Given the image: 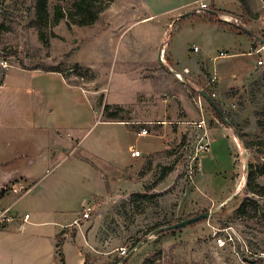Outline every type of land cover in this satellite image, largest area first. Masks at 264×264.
<instances>
[{
    "label": "rangeland",
    "instance_id": "rangeland-1",
    "mask_svg": "<svg viewBox=\"0 0 264 264\" xmlns=\"http://www.w3.org/2000/svg\"><path fill=\"white\" fill-rule=\"evenodd\" d=\"M72 1L47 0V13L40 20L35 0H0V127L8 128L0 133V142L9 145L6 156L27 148L29 159L45 158L30 175L42 177L46 184L62 169L61 164L58 169L53 166L58 155L51 159V143L37 150L36 131L15 121L16 114H23L17 115L21 121L32 113L36 123L62 128L65 138L73 141L70 148L78 142L63 163L71 192L90 187V172H117V187L113 184L109 194L89 202L93 211L89 219L80 221L83 231L76 234L73 227L66 229L71 239L62 240L55 264H264V189L261 194L251 193L247 183L249 167L264 162V67L250 65L259 55L245 54L249 35L228 30L219 40L210 26L196 24L194 18L179 21L174 17L172 22L178 21L173 30L172 25H141L130 36L115 35L117 29L105 36L110 30L112 2L91 25L77 26L66 17L53 23L56 6L66 11ZM218 1L225 8L241 9L238 0ZM248 3L259 9V0ZM232 14L244 27L239 19L246 21L243 11ZM191 20L196 24L193 32ZM160 37L162 45L169 44L179 57L184 56L182 61H187L185 48L197 45L200 52L192 53L200 57L205 53L204 63L179 77L169 65L166 69L156 63L139 68L133 67L138 63L125 62L127 67L123 66L131 40L146 49L149 40L155 43ZM219 50L228 56L212 62ZM48 69L59 70L70 87ZM121 72L133 77L135 89L129 76ZM201 89L215 94L212 98L237 132L240 152L235 143L218 134L220 151L203 162L205 154L197 145L208 140L206 128L222 122L199 95ZM105 105L108 108L101 116ZM109 112L134 125L102 123L101 119H110ZM142 127L148 134L136 139L133 131ZM129 145L142 153L122 169L123 158H129ZM12 163L16 165L17 159ZM26 166L15 167L26 174ZM234 180L240 187L231 198ZM33 181L23 180V190ZM256 182L264 187V175ZM9 183L0 182L10 191ZM15 188L10 201L23 192L19 185ZM244 198L255 199L257 208L238 216L235 211ZM220 204L224 205L218 208ZM209 210L212 213L207 218L152 234L179 218ZM120 247L126 248L124 255L119 254Z\"/></svg>",
    "mask_w": 264,
    "mask_h": 264
},
{
    "label": "crops",
    "instance_id": "crops-1",
    "mask_svg": "<svg viewBox=\"0 0 264 264\" xmlns=\"http://www.w3.org/2000/svg\"><path fill=\"white\" fill-rule=\"evenodd\" d=\"M202 2L207 5L206 12L195 13L194 8ZM112 5L113 10L108 15L110 16L108 20L111 22V25L109 26L107 23L110 27V30L106 32L107 34H105V36H111L115 32L114 29L119 31L118 33H114L115 35L121 34L122 36H130L131 30L136 27H140L141 25L146 27H153L156 26V24H160L161 26L163 25V27L165 25L166 27H170L172 25L171 29L173 30L176 21H183L184 18L190 17L192 19L194 18L196 24L203 23L205 26H210V28L214 31L213 36L215 39L218 37L219 40H221L222 35L220 34H223L228 30L230 32L231 30H234L237 33L248 34L249 37H246L245 39L249 44V47L245 54L247 56L258 54L259 58H264V38L262 37L264 31L261 30L264 29V3L262 0H259V9L250 7L251 11L257 14L256 17H250L251 19H247L249 16L245 14L246 21L243 18L238 17L243 22L244 27L237 23L225 21L222 18V16H231L235 18L232 12L237 13V15H241L243 11L242 8H225L221 3H219L218 0H120L118 3L115 0L112 1ZM212 7L218 11L217 17L220 19V21L212 20L206 14L209 13V10ZM101 15L102 14H100V16L98 15L97 20L99 17H101ZM174 17L178 20L172 22ZM97 20L95 22H97ZM190 24L191 32H193L195 30L194 28L196 24L194 25L192 20L190 21ZM257 30H260V33H258ZM165 33L166 32L164 30L162 34L165 35ZM131 41L127 46V56L123 57L121 62L125 67H127V64L124 65L125 62L138 63L132 66H137L139 68H147L156 63L163 65L164 69H166L167 65H169V70L175 72L176 74H182L187 73L189 69H197L199 64L204 63L203 60L206 58L205 53H202L201 57L193 55L192 51L195 54L200 52V48L194 44L192 47L185 48L184 52L187 61H182L184 56L182 58L179 57L176 50L170 47L169 44L162 45V43H164V39H161V37L154 41L155 43H153L152 40H149V46H146V49L138 46L135 40ZM132 43L136 46H132ZM194 46L197 47L196 51L193 50ZM162 50L165 62L160 60V54ZM148 51L152 52L151 55H148ZM221 51L223 50H219L217 55L212 57V62H217L218 59L228 56L227 51H225L226 56H219ZM237 54L241 53H233V55ZM257 60H251L250 65H257ZM132 66L130 65L129 67ZM52 73L57 75L65 86L70 87V85L65 82L60 73ZM124 74L128 75V72ZM128 76L131 79V84L135 89L137 84L134 82V79L130 74ZM161 82L162 81L159 83ZM100 113L101 116H103L104 110L100 109ZM110 113L113 112H109L108 116ZM31 114L32 113L28 115L30 118L26 120L21 119V121L19 116L22 117L23 114H16L17 119L15 121L17 123L25 122L26 125L30 127V129L36 131L37 135L35 138V146H38L37 150H42L45 148L46 144L49 142L51 143V148L53 149L51 159L58 155V159L55 161L56 163L53 166H57L56 169H58L61 164L62 169L60 172L56 173L53 179L47 184L42 183V177H37L34 179V175H30L32 174L30 172L37 170L42 165L45 158L29 159V151L27 148L25 150H21L17 154L13 153L12 157H7L6 152L9 150V145L0 142V182L10 181L9 187L11 188L9 191L7 187H3L4 185L2 186V184H0V193L5 190L4 194L0 197V203H2L1 205L3 206H10L11 210L14 208V215L16 216V218L10 223L0 226V264H55L54 258L58 253L56 247L58 239L64 240V242L71 239L68 232H66V229L73 227L76 229V234L79 231H83L80 221H85L87 219L82 218V209L80 210V208H83V205L86 203L90 204L89 202L92 201L95 196L105 197L107 194H109L108 189L112 190L113 188H116V184L118 183L116 175L117 172L113 173L112 171L99 169L95 170L97 171L96 173L90 172L92 174L91 180L87 182V184L91 182L90 187H81L80 190L77 188L79 192H71V190L67 188L69 185V180L66 176V168L65 166L63 167V163H65V161L68 159V155L72 152L74 146L78 145V142H76L75 145H72L71 149L70 146L71 143L73 144V141L65 138L64 130L62 128H59L58 125L46 127L41 123L38 124L35 122L34 115ZM108 118L110 119H106L107 121L101 119V122L105 123L106 125H134L133 123H130L120 117L113 118L109 116ZM131 128L133 129V126H131ZM3 129L6 131L8 130V128L5 126H1L0 133L3 132ZM142 129L145 128H140V130ZM140 130L138 129L133 131L135 132L136 139L143 136L146 137L145 135L148 134L147 130L145 129L146 134L139 135L138 133ZM204 132V135L209 142V150L204 152L205 156L202 159L203 162L211 161L210 158L220 151L219 149L221 148V145L218 143V140H216V138H218V134L222 137L230 139V142L235 143L240 152L241 147L240 143L238 142L239 139H237L235 135L236 132L234 128L230 126V122L229 124L222 123L215 125L214 127L206 128ZM130 148H136L140 150L138 147H134V145L128 146L129 160L123 158L124 165H121L123 167L122 169H125L127 166H129L132 160L136 158L130 155ZM148 148L149 140L145 149ZM141 151L142 150H140V155L142 153ZM51 152L52 151H50V153ZM15 158L17 159L16 165H27L25 167L26 174L21 172L22 169H19L24 167L19 166L17 169L15 167L16 165H14L15 163L10 164V162ZM234 159L235 157L232 158L233 163ZM24 160H28V162L23 163ZM126 160L128 161L126 162ZM76 162H80V160H76ZM116 164H119V162H116ZM200 168L202 172V163L200 164ZM15 173H18V175L14 176ZM95 175L101 178V182L98 181L97 177L95 178ZM36 176L39 175L36 174L35 177ZM23 180L26 183H28L30 180L34 181L29 184L27 189L24 188L22 194H20L19 197H16L13 201H10L12 187L16 185L26 186L22 184ZM109 180L111 182L107 186V182ZM112 180H114V182ZM233 183L234 185L231 193L233 192L234 194L239 188V183L235 180ZM113 184L114 187L112 188ZM37 189L40 190L36 191ZM12 193L14 192L12 191ZM75 213L76 215H74ZM24 214H28V219L26 221L22 219ZM79 255L80 262L82 254L79 253Z\"/></svg>",
    "mask_w": 264,
    "mask_h": 264
},
{
    "label": "trees",
    "instance_id": "trees-1",
    "mask_svg": "<svg viewBox=\"0 0 264 264\" xmlns=\"http://www.w3.org/2000/svg\"><path fill=\"white\" fill-rule=\"evenodd\" d=\"M238 1L241 5V8H242L244 14H247L249 17H256L257 16L256 13H253L251 11L248 0H238ZM262 1L264 3V0H262ZM46 2H47V0H35L36 15H37L38 19H40V20L43 19L45 17V14L47 13ZM111 2H112V0H73L70 7L66 11H63L61 8H58L56 6L55 16L53 15L52 22L56 23L59 19L66 17L71 23H73L74 25H77V26L91 25L97 20L99 13L106 7L107 4H109ZM206 14L208 15V17L210 19L220 21V19L217 17L218 11L215 8L212 7L209 10V13H206ZM47 71L59 72V70H55V69L54 70L48 69ZM204 90L207 91V89H204ZM199 95L203 96L200 92H199ZM107 108H108V106L105 105L104 111ZM212 110L214 111L216 118L220 122L224 123L221 120L220 116L216 113V111L213 108H212ZM109 116L116 118V115L110 114ZM230 126H232L231 123H230ZM237 135L240 138H242L241 134H237ZM247 145H248L247 147H249L251 144H247ZM262 175H264V162L262 163L261 166H258L256 168L249 167L248 176H247V183L249 186L248 189L251 193L261 194V190L264 189V187L259 185L256 182V180L259 176H262ZM162 177L163 176H161V178ZM161 178H158L156 180L155 184H157L161 180ZM4 191L2 193H0V197L4 194ZM256 208H257V203H256L255 199L244 198L241 201V203L239 204V207L236 209L235 213L238 216H244L249 212L250 209L256 210ZM197 214H198V212L191 214L188 217L194 216ZM181 220H183V219L179 218L176 220V222L181 221ZM61 242H62V240L58 239L57 244H56L58 254L61 253L60 252ZM61 262L63 263V259H61ZM82 264H87V263L84 262Z\"/></svg>",
    "mask_w": 264,
    "mask_h": 264
},
{
    "label": "built area",
    "instance_id": "built-area-1",
    "mask_svg": "<svg viewBox=\"0 0 264 264\" xmlns=\"http://www.w3.org/2000/svg\"><path fill=\"white\" fill-rule=\"evenodd\" d=\"M206 9H207V5L202 2V3H199L195 8H194V12L195 13H204L206 12ZM222 18L225 20V21H228V22H234V23H237L238 24V20L236 18H233V17H228V16H222ZM193 50L196 51L197 50V47L194 46L193 47ZM219 56H226V53L221 51L219 53ZM160 60L162 62H165L164 60V54H163V50L161 51V54H160ZM257 65L258 66H263L264 67V58H259L257 60ZM178 77L180 74H176ZM215 94L214 93H211V97H214ZM139 135L141 134H146V130L145 129H142L140 130V132L138 133ZM197 150L200 151V152H206L209 150V142L208 141H203L202 143H199L197 145ZM130 155L132 157H137L140 155V150L138 149H135V148H130ZM20 186V190H23V186L22 185H19ZM240 187V186H239ZM12 191L14 193H16L17 189L14 187H12ZM92 211H93V207L90 205V204H84L83 205V208H82V213H81V216L83 219H89L91 214H92ZM16 216L11 212V208L10 206H3L0 204V226H4L8 223H10L13 219H15ZM24 221H26L28 219V214H24L23 215V218H22ZM118 251H119V254L120 255H124L126 253V248L125 247H120L118 248Z\"/></svg>",
    "mask_w": 264,
    "mask_h": 264
},
{
    "label": "water",
    "instance_id": "water-1",
    "mask_svg": "<svg viewBox=\"0 0 264 264\" xmlns=\"http://www.w3.org/2000/svg\"><path fill=\"white\" fill-rule=\"evenodd\" d=\"M212 13V12H211ZM67 75L69 74V72L67 71L66 73ZM200 93L203 95V98L208 102V104L216 111V113L220 116L221 120L225 123V124H229V121L227 119V117L225 116L224 112L222 111V109L220 108V106L216 103V101L208 94V92L206 90H203L201 89L200 90ZM239 189H237L238 191ZM237 192H235L231 198L236 195ZM224 204H220L218 206V208L222 207ZM211 211H206V212H203V213H200V214H197V215H194V216H191V217H188V218H185L181 221H178L174 224H170V225H165V226H162L160 228H157L155 231L152 232V234L154 233H158L160 231H165V230H173V229H177V228H180V227H183V226H186V225H189V224H192L194 222H197L201 219H204V218H207L211 215Z\"/></svg>",
    "mask_w": 264,
    "mask_h": 264
}]
</instances>
